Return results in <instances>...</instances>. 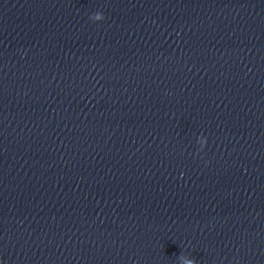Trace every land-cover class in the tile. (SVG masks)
Instances as JSON below:
<instances>
[{
  "label": "clouds",
  "instance_id": "obj_1",
  "mask_svg": "<svg viewBox=\"0 0 264 264\" xmlns=\"http://www.w3.org/2000/svg\"><path fill=\"white\" fill-rule=\"evenodd\" d=\"M188 264H192V262H191V261H189V262H188Z\"/></svg>",
  "mask_w": 264,
  "mask_h": 264
}]
</instances>
